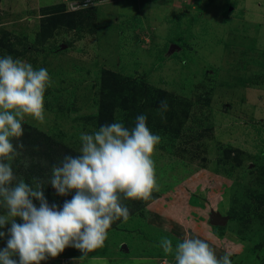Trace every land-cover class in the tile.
I'll list each match as a JSON object with an SVG mask.
<instances>
[{
	"label": "rangeland",
	"instance_id": "1",
	"mask_svg": "<svg viewBox=\"0 0 264 264\" xmlns=\"http://www.w3.org/2000/svg\"><path fill=\"white\" fill-rule=\"evenodd\" d=\"M84 1L0 0V56L51 77L45 122L24 125L78 152L81 132L117 119L131 127L146 114L161 136L153 155L158 190L146 206L124 201L127 222L113 223L86 257L66 248L42 264H174L157 245L168 237L175 246L185 234L205 239L218 256L231 251L233 264H264V0L76 5ZM58 5L75 13V28L53 20ZM106 72L123 79L107 122ZM214 212L227 217L224 226L211 224Z\"/></svg>",
	"mask_w": 264,
	"mask_h": 264
},
{
	"label": "clouds",
	"instance_id": "2",
	"mask_svg": "<svg viewBox=\"0 0 264 264\" xmlns=\"http://www.w3.org/2000/svg\"><path fill=\"white\" fill-rule=\"evenodd\" d=\"M50 86L46 68L0 56V264H42L66 248L86 257L103 245L113 223L127 222L130 209L124 201L146 202L158 190L153 155L161 136L150 130L146 114H138L131 127L117 119L91 134L81 132L78 154L53 163L46 180L33 177L29 184L17 175L14 165L27 170L31 163L20 142L23 125L29 119L45 122ZM167 109V101H161L160 111ZM49 186L71 198L62 205L50 203ZM157 247L174 264H233L231 251L218 256L209 242L191 234L175 246L162 237Z\"/></svg>",
	"mask_w": 264,
	"mask_h": 264
},
{
	"label": "trees",
	"instance_id": "3",
	"mask_svg": "<svg viewBox=\"0 0 264 264\" xmlns=\"http://www.w3.org/2000/svg\"><path fill=\"white\" fill-rule=\"evenodd\" d=\"M75 17V13L65 12L63 5H58L55 7L53 20L59 21L60 24L75 28L77 25ZM103 82L104 88L105 90L107 89L108 92L105 91L106 93H104V100L100 109V114L103 121L107 122L109 118H111L113 111V105L111 104V101L114 100V96L121 91L120 88L123 84V79L112 72H106ZM20 142H22L25 146L23 156L28 157L31 163L27 170H25L22 166L15 167L14 165V171L17 173V175H23L25 181L29 184H31L32 178L34 176H42L45 174L47 177H49L51 174V165L53 163L59 162L64 155L78 154L77 151H75L66 143L40 131L39 129L30 127L27 124L24 125V136L21 138ZM41 161H47L48 166L45 167ZM52 192L53 193L47 192L50 203L62 205L64 199L71 198L70 196L60 197L55 193L54 190H52ZM151 200L152 199L146 202H137H141V206H146L149 202H151ZM0 211H4V209L0 207Z\"/></svg>",
	"mask_w": 264,
	"mask_h": 264
},
{
	"label": "water",
	"instance_id": "4",
	"mask_svg": "<svg viewBox=\"0 0 264 264\" xmlns=\"http://www.w3.org/2000/svg\"><path fill=\"white\" fill-rule=\"evenodd\" d=\"M174 47H172L173 49ZM211 224L213 226H224L225 223L227 222V217H223L221 214L219 213H212V217H211ZM125 249H128V247L126 245H124Z\"/></svg>",
	"mask_w": 264,
	"mask_h": 264
},
{
	"label": "built area",
	"instance_id": "5",
	"mask_svg": "<svg viewBox=\"0 0 264 264\" xmlns=\"http://www.w3.org/2000/svg\"><path fill=\"white\" fill-rule=\"evenodd\" d=\"M90 2H91V0H85L84 2L76 3V5H77V6L86 5V4L90 3ZM74 4H75V3H74ZM76 5H75V6H76Z\"/></svg>",
	"mask_w": 264,
	"mask_h": 264
}]
</instances>
